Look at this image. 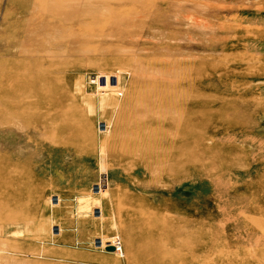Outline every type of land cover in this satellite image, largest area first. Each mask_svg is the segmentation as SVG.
I'll use <instances>...</instances> for the list:
<instances>
[{"label":"rangeland","instance_id":"1","mask_svg":"<svg viewBox=\"0 0 264 264\" xmlns=\"http://www.w3.org/2000/svg\"><path fill=\"white\" fill-rule=\"evenodd\" d=\"M0 264H264V0H0Z\"/></svg>","mask_w":264,"mask_h":264},{"label":"water","instance_id":"2","mask_svg":"<svg viewBox=\"0 0 264 264\" xmlns=\"http://www.w3.org/2000/svg\"><path fill=\"white\" fill-rule=\"evenodd\" d=\"M108 251H114L113 247L108 248Z\"/></svg>","mask_w":264,"mask_h":264},{"label":"built area","instance_id":"3","mask_svg":"<svg viewBox=\"0 0 264 264\" xmlns=\"http://www.w3.org/2000/svg\"><path fill=\"white\" fill-rule=\"evenodd\" d=\"M118 248H121V245H118Z\"/></svg>","mask_w":264,"mask_h":264}]
</instances>
